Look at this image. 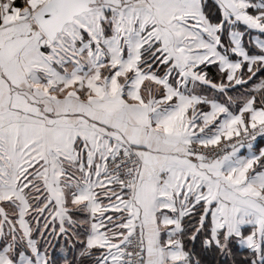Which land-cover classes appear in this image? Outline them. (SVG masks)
<instances>
[{
	"label": "snow or ice",
	"instance_id": "6c2138e0",
	"mask_svg": "<svg viewBox=\"0 0 264 264\" xmlns=\"http://www.w3.org/2000/svg\"><path fill=\"white\" fill-rule=\"evenodd\" d=\"M0 264H264V0H0Z\"/></svg>",
	"mask_w": 264,
	"mask_h": 264
}]
</instances>
